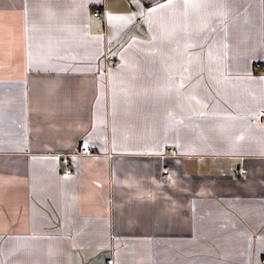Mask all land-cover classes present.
I'll list each match as a JSON object with an SVG mask.
<instances>
[{"label": "crops", "instance_id": "1", "mask_svg": "<svg viewBox=\"0 0 264 264\" xmlns=\"http://www.w3.org/2000/svg\"><path fill=\"white\" fill-rule=\"evenodd\" d=\"M262 110L264 0H0V264H264Z\"/></svg>", "mask_w": 264, "mask_h": 264}, {"label": "built area", "instance_id": "2", "mask_svg": "<svg viewBox=\"0 0 264 264\" xmlns=\"http://www.w3.org/2000/svg\"><path fill=\"white\" fill-rule=\"evenodd\" d=\"M92 14L95 18L98 19H102L104 17V8L103 7H96L93 9ZM109 62L110 63H115V59L109 58ZM256 67H260L261 63H256L255 64ZM260 116L262 118L261 123L264 124V110L260 111ZM169 154H175L176 150L171 148L168 150ZM94 150L90 147H80L77 151L75 152H70V153H66L62 156L61 161L65 164L66 166V171L69 172L70 171V156H79V155H90V154H94ZM239 173L243 174L245 173V168L240 167L238 170ZM262 262H264V256L262 257ZM105 264H110L109 261H106Z\"/></svg>", "mask_w": 264, "mask_h": 264}]
</instances>
